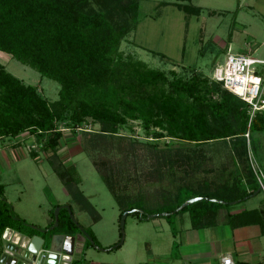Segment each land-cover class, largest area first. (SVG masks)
<instances>
[{
  "label": "trees",
  "instance_id": "16d2710c",
  "mask_svg": "<svg viewBox=\"0 0 264 264\" xmlns=\"http://www.w3.org/2000/svg\"><path fill=\"white\" fill-rule=\"evenodd\" d=\"M139 1L0 0V52L60 86L57 100L49 102L35 86L24 84L0 64V139L28 131L38 143L44 142L46 149L55 150L63 137L60 123L66 121L75 129L98 125V132H83L92 135L89 150L100 152L113 146L123 153L118 169L109 159L94 161L121 207L120 217L137 207H126V195L117 192L119 179L125 176L126 163L133 155L124 152L128 150L126 144L115 146L113 139L129 121L139 122L145 138H152L153 141L143 143L148 152L145 157L152 161L150 180L162 185L164 178H174L177 169L184 178L187 173L199 169L208 173L211 169L206 167L209 161L203 152L159 148V138L168 136L193 146H218L230 157L227 161L233 164L231 175H220L218 180L193 178L168 194L160 190L158 196L164 199L158 206L165 208L160 212L167 213L163 216L166 219L188 212L195 229L218 224L231 228L257 225L264 234V201L255 209L229 212L230 202L242 203L259 189L246 145L253 131H264V111H257L250 118L248 105L212 78L194 73L189 78L179 77L174 71L166 74L143 61L124 58L119 46L136 28ZM177 7L189 15L200 12L192 5L177 3ZM260 74L264 75V67ZM130 143L140 142L136 139ZM30 154L35 156V152ZM53 168L66 193L82 210L92 211L78 188L80 179L75 167ZM193 197L218 199L226 204L201 200L174 212ZM143 210L141 218L138 213L128 215L146 221L148 214L159 212ZM51 218L53 225L54 215ZM16 224L29 227L12 213L3 198L0 181V237ZM53 231H77L65 209L59 211L58 226ZM31 232L30 237L39 234L34 229ZM112 247L105 251L116 249Z\"/></svg>",
  "mask_w": 264,
  "mask_h": 264
},
{
  "label": "rangeland",
  "instance_id": "374dc122",
  "mask_svg": "<svg viewBox=\"0 0 264 264\" xmlns=\"http://www.w3.org/2000/svg\"><path fill=\"white\" fill-rule=\"evenodd\" d=\"M177 3L198 7L200 12L198 15L186 14L178 9ZM119 51L124 58L143 61L149 67L166 74L174 71L177 76L184 78H189L193 73L211 78L213 69L223 65L228 54H248L255 59H264V0H140L136 28L121 41ZM0 64L24 84L35 86L38 94L47 101L57 100L60 86L55 81L41 78L36 71L2 52ZM263 67L256 66L258 70ZM262 77L264 80V75ZM58 127L63 137L55 150L46 149L45 143H38L36 137L31 136L28 131L14 138L0 139V181L3 185V198L12 213L23 220L26 226L43 229L41 226L47 225V217L54 215L56 204L70 205L74 219L93 236L97 246L79 252L80 248L78 251L74 250V243L70 244L71 264H84L90 259L108 262L118 254V250L129 247L130 244L131 252L134 250L145 255L152 249L156 254L171 259L172 264H180L182 260L178 244L184 236L183 230L190 226L188 212L172 215L169 219L156 217L146 221H139L136 216L128 215L124 223L122 246L103 251L115 246L120 240L121 207L101 179L94 161L109 159L118 169L123 153H118L113 146L107 147L106 151L89 150L92 135H85L83 132H98L99 126L96 124L85 129H75L65 121ZM148 138H145L139 122L129 121L113 139L115 146L126 144L125 148L128 150L124 152L133 155L126 163L125 176L120 177L117 184V192L126 195V207L133 205L137 206L133 209L164 213L160 211H165V208L158 206L164 199L158 196L160 190L167 191L165 194H168L170 190L174 191L193 178L218 180L220 175H231L229 172L232 171L233 164L227 161L230 157L220 147L193 146L164 136L158 139L159 148L171 146L203 152L209 161L206 167L211 170L206 173L203 172L205 169H199L187 173L188 176L184 178L182 171L177 169L173 179L164 178L163 185L155 180L151 181L149 173L152 161L146 159L149 158L145 157L148 152L143 146L144 142L153 141ZM136 139L140 143L131 145L130 140ZM246 147L257 169L263 171L264 131H253ZM31 152H35V156ZM53 166L75 167L80 179L78 188L91 204L92 211L86 210L87 208L82 210L66 193L65 185L54 172ZM262 200L264 196L258 193L243 203L229 207L249 208ZM182 219L185 221L184 225ZM17 225H14L12 233L6 239L5 231L0 237V256L5 249H12L11 240L15 232L18 231L23 236L31 235L32 229ZM172 230L175 232L174 236L171 234ZM42 236L45 237L43 247L50 249L53 235L44 233ZM172 240L173 245L169 248Z\"/></svg>",
  "mask_w": 264,
  "mask_h": 264
},
{
  "label": "crops",
  "instance_id": "0c3cea01",
  "mask_svg": "<svg viewBox=\"0 0 264 264\" xmlns=\"http://www.w3.org/2000/svg\"><path fill=\"white\" fill-rule=\"evenodd\" d=\"M262 91L264 97V86ZM253 160V157L249 156L250 163L256 167ZM262 172L264 173V170ZM260 202L258 205L249 208H229V212L234 214L255 209ZM47 218V225L44 224L41 228H47L51 224V218ZM184 223L185 221L182 219V225ZM183 231L184 236L178 244L181 253L180 259L182 260L180 264H222V259L227 257L232 260L233 264H264V234H261L257 225L231 228L227 224H218L213 227L195 229L190 220V226ZM173 242L172 240L169 248ZM146 245L148 244L146 243ZM131 246L130 244L129 247L118 250V254L112 260L110 258L108 262L90 259L84 264H172L171 259L156 254L152 249L143 255L134 250L131 252ZM7 258L11 260L13 257L7 256Z\"/></svg>",
  "mask_w": 264,
  "mask_h": 264
},
{
  "label": "built area",
  "instance_id": "2783aa9c",
  "mask_svg": "<svg viewBox=\"0 0 264 264\" xmlns=\"http://www.w3.org/2000/svg\"><path fill=\"white\" fill-rule=\"evenodd\" d=\"M257 65L264 66V60L255 59L248 54L226 56L225 62L221 66L213 69L211 78L222 83L224 89L239 97L248 105L250 118L257 111H264L263 84L264 80L260 74L261 70L256 68ZM248 138V134L245 135ZM256 181L260 193L264 196V173L254 167L252 164ZM49 251L40 250L35 260L17 255L14 252L5 249L4 254L9 257L17 258L19 263L40 264L41 259H47ZM231 261L230 258L222 259V264Z\"/></svg>",
  "mask_w": 264,
  "mask_h": 264
},
{
  "label": "water",
  "instance_id": "95a60500",
  "mask_svg": "<svg viewBox=\"0 0 264 264\" xmlns=\"http://www.w3.org/2000/svg\"><path fill=\"white\" fill-rule=\"evenodd\" d=\"M260 192V189H258L253 195L249 196V198L256 196ZM205 200V201H210V202H215L219 204H226V202L218 199H213V198H207V197H193L185 202H183L174 212H177L181 210L184 207H187L188 205H191L195 202ZM247 200V198H245ZM238 204V201L230 202L229 205H235ZM61 209H66L71 220L73 221L74 224L80 229L81 233L85 235L86 238H89L88 234L78 225L77 221L74 219L71 208L69 205H63V206H57L54 210V224L49 228V230H52L53 228L58 226V214ZM129 213H138L141 216L144 214L143 210L140 209H132L130 211L123 212L121 217H120V222H119V228H120V240L119 242L113 246L112 248H117L122 246L124 242V223L125 219L128 216ZM167 214L165 213H160V214H149L146 216V220H150L156 217H163ZM32 229L38 231L39 233H46L47 229H40L36 227H31ZM12 233L11 229H6L4 233V238L6 239L7 236ZM12 252H14L17 255H21L26 258H30L31 260H35L37 257V254L40 250H42L43 245H44V239L38 235H34L32 237L29 236H23L18 232L14 233V236L12 237ZM76 241V242H75ZM78 237H70L66 236L64 239L63 236H58L54 235L52 237V243H51V248L49 249V253L47 255V259L43 261L41 259L40 264H70L72 260V251H70V244L74 243V245L77 244ZM92 243V241H91ZM82 246V244H79ZM72 247V246H71ZM10 250V251H11ZM78 251V250H77ZM104 251V250H103ZM81 252V250H79ZM0 263L1 264H26V263H19L17 261V258H7V256L3 253L0 256Z\"/></svg>",
  "mask_w": 264,
  "mask_h": 264
},
{
  "label": "flooded vegetation",
  "instance_id": "af4514ba",
  "mask_svg": "<svg viewBox=\"0 0 264 264\" xmlns=\"http://www.w3.org/2000/svg\"><path fill=\"white\" fill-rule=\"evenodd\" d=\"M68 205V204H67ZM70 206V205H69ZM70 208H71V206H70ZM66 210V209H65ZM67 211V210H66ZM71 212H72V210H71ZM68 213V212H67ZM78 223V222H77ZM76 225V224H75ZM78 225L88 234V236H89V238H90V240L88 239V238H86L85 237V235H83L82 233H81V231H80V229H78V227H77V231L76 232H73L72 234H67V233H63V232H54L53 231V229L52 230H49V228L52 226V225H49L47 228H43V229H47V232L45 233V234H47V233H51V235H58V236H72V237H78V241H77V244L78 245H74V250H77V249H79L80 248V250H84L85 248H92L93 246L94 247H97V246H95V243H94V241H93V239H92V237L90 236V234L88 233V231L87 230H85L84 228H83V226L82 225H80L79 223H78ZM43 234L41 233H39L38 234V236H40V237H42L43 239H44V243H45V237L44 236H42ZM30 237V236H29ZM91 241H92V243H91ZM76 242V241H75ZM119 242V241H118ZM79 244H82V246H80ZM42 250H45V251H47L48 249H45L44 247L42 248ZM74 250H73V252H74ZM49 251V250H48Z\"/></svg>",
  "mask_w": 264,
  "mask_h": 264
},
{
  "label": "clouds",
  "instance_id": "9594fccd",
  "mask_svg": "<svg viewBox=\"0 0 264 264\" xmlns=\"http://www.w3.org/2000/svg\"><path fill=\"white\" fill-rule=\"evenodd\" d=\"M225 264H231V261H226Z\"/></svg>",
  "mask_w": 264,
  "mask_h": 264
}]
</instances>
